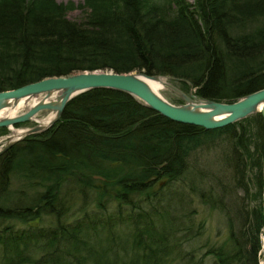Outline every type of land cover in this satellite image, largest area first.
Returning a JSON list of instances; mask_svg holds the SVG:
<instances>
[{
    "label": "trees",
    "instance_id": "16d2710c",
    "mask_svg": "<svg viewBox=\"0 0 264 264\" xmlns=\"http://www.w3.org/2000/svg\"><path fill=\"white\" fill-rule=\"evenodd\" d=\"M86 6L71 20L54 0H0V90L93 69L218 101L264 87V0ZM14 173L41 188L11 190ZM263 227L259 112L204 129L91 88L0 153V264H260Z\"/></svg>",
    "mask_w": 264,
    "mask_h": 264
},
{
    "label": "water",
    "instance_id": "95a60500",
    "mask_svg": "<svg viewBox=\"0 0 264 264\" xmlns=\"http://www.w3.org/2000/svg\"><path fill=\"white\" fill-rule=\"evenodd\" d=\"M158 76L162 75H148L138 71L117 72L110 69L78 70L65 75L45 76L15 88L0 90V109L7 106L8 102H16L21 98L28 101L36 96L46 98L53 91L59 93L55 100H39L21 113L0 118V126L9 128L16 123L33 120L32 116L39 111H55L54 117L46 126L35 121L36 124L23 129L22 134L15 138L10 134L6 135L7 141L0 148V153L23 136L45 130L60 117L65 103L70 98L91 88L125 91L145 106L173 121L198 125L204 129L220 127L255 112L264 117V87L231 101H218L200 98L193 93L186 94L168 82L170 87H167L176 91L184 100L182 104H173L150 89L143 79ZM260 264H264V257Z\"/></svg>",
    "mask_w": 264,
    "mask_h": 264
},
{
    "label": "rangeland",
    "instance_id": "374dc122",
    "mask_svg": "<svg viewBox=\"0 0 264 264\" xmlns=\"http://www.w3.org/2000/svg\"><path fill=\"white\" fill-rule=\"evenodd\" d=\"M57 3L63 4L67 6V11H66V16L71 19V20H79L81 19L84 14H85V10L87 9L86 6V0H54ZM159 1V0H157ZM86 8V9H85ZM165 79L167 80V82L175 85L176 87H178L182 92L189 94V93H193V88L185 83H182L180 80L174 79L172 77H168V76H164ZM159 94L166 99L167 101L173 103V104H182L184 102V100L182 99V97L173 89L164 86V88L159 90ZM24 110H21L20 108L18 109V113L23 112ZM47 111H39L37 114H43ZM34 124H36V122L34 120H27V121H23L20 122V124L18 125H13L14 128H20V129H25L28 127L33 126ZM0 127H4V126H0ZM44 131V130H43ZM10 134V129L7 127H4V130H0V148L2 147V145L7 141L6 135ZM16 142V141H15ZM10 187L11 190L14 191H18L19 189H25L26 193H33L34 191L40 189L41 187H29L27 188L26 185L23 186V179H21V176L17 173H14L11 176V180H10ZM261 240H262V255H264V227H263V231L261 234Z\"/></svg>",
    "mask_w": 264,
    "mask_h": 264
},
{
    "label": "bare ground",
    "instance_id": "6f19581e",
    "mask_svg": "<svg viewBox=\"0 0 264 264\" xmlns=\"http://www.w3.org/2000/svg\"><path fill=\"white\" fill-rule=\"evenodd\" d=\"M143 79L148 84L150 89H152L154 92L158 94H159V90L164 88V86H169L167 80L163 76H158L155 78L143 77ZM58 96H59V93L53 91L46 98H42V96H36V97H32L28 101L24 100V98H21L17 100L16 102L10 101L8 102L9 104L7 106H4L3 108L0 109V118L14 116L17 114L19 108L21 110H26L39 100H43V99L45 101L55 100L56 98H58ZM54 114H55L54 110L47 111L40 115L36 113L35 115L32 116V119L36 121L37 123H39L40 125L46 126L52 120V118L54 117ZM9 129H10V135L13 138H15L19 134H22V132L24 131L23 129L14 128L12 126H10Z\"/></svg>",
    "mask_w": 264,
    "mask_h": 264
}]
</instances>
